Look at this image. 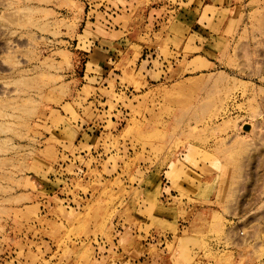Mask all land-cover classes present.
<instances>
[{"label":"rangeland","instance_id":"rangeland-1","mask_svg":"<svg viewBox=\"0 0 264 264\" xmlns=\"http://www.w3.org/2000/svg\"><path fill=\"white\" fill-rule=\"evenodd\" d=\"M0 264H264V0H0Z\"/></svg>","mask_w":264,"mask_h":264},{"label":"crops","instance_id":"crops-1","mask_svg":"<svg viewBox=\"0 0 264 264\" xmlns=\"http://www.w3.org/2000/svg\"><path fill=\"white\" fill-rule=\"evenodd\" d=\"M117 12V11H116ZM115 13V12H114ZM113 13V14H114ZM107 16L110 17L109 14H107ZM110 21V20H109ZM97 22V21H96ZM103 23H106V24H101V26L105 27L108 31H111V32H122L123 33V26L119 25V26H113L112 23L110 22H104V21H101ZM94 33H97V30H93ZM102 41H98L99 42V45L101 46V43L105 42L107 45H104V47H102L100 50V52H95V47L92 51L95 52V54H91L90 56H88L89 58L92 56V55H95L96 57H100L99 60H96L97 62V66L99 69H102L103 70V67L104 68H107L109 67L108 64L111 63V64H114L112 63V61L115 59V61L118 63H121V61L123 60L122 59H119L118 57L122 54L121 52H119V45H121V43H123L125 40L123 38H121L120 40H116V41H112L110 40L111 38H101ZM141 63H140V71H143L142 74H143V77L147 78L146 76L149 75V73H152V72H155V69H153V65L155 63V61L157 60V58L155 57L154 59V54L155 52L153 53H150V52H147V51H144V46H141ZM119 53L118 55H115ZM99 55H102V56H99ZM96 59V58H94ZM91 61V60H90ZM90 61L88 62V64L90 63ZM95 61V60H93ZM152 65V66H150ZM103 66V67H102ZM149 68H152L151 70H148ZM156 74V73H155ZM91 80L92 79H96L97 81H103V82H106L108 79H110V76H111V73H109V71H106V74H104V76H96V75H93L91 74ZM81 131L78 132V136L79 138L81 136L82 139H85L84 137V133H80Z\"/></svg>","mask_w":264,"mask_h":264}]
</instances>
